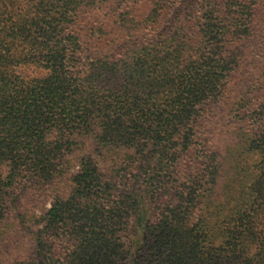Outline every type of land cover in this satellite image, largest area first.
Here are the masks:
<instances>
[{
	"label": "trees",
	"instance_id": "trees-1",
	"mask_svg": "<svg viewBox=\"0 0 264 264\" xmlns=\"http://www.w3.org/2000/svg\"><path fill=\"white\" fill-rule=\"evenodd\" d=\"M14 232L22 264H264V0H0Z\"/></svg>",
	"mask_w": 264,
	"mask_h": 264
},
{
	"label": "rangeland",
	"instance_id": "rangeland-1",
	"mask_svg": "<svg viewBox=\"0 0 264 264\" xmlns=\"http://www.w3.org/2000/svg\"><path fill=\"white\" fill-rule=\"evenodd\" d=\"M42 74L43 71L35 65L26 66L23 69V75L26 78L37 77ZM43 206L48 207L49 203L40 205V208ZM28 243L26 233H23L22 236L17 235V232H14V236L9 233V241L0 242V264H22L25 257L33 254V251H29Z\"/></svg>",
	"mask_w": 264,
	"mask_h": 264
}]
</instances>
